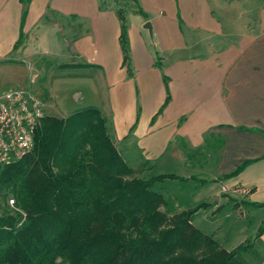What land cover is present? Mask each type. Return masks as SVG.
<instances>
[{
  "label": "crops",
  "instance_id": "0c3cea01",
  "mask_svg": "<svg viewBox=\"0 0 264 264\" xmlns=\"http://www.w3.org/2000/svg\"><path fill=\"white\" fill-rule=\"evenodd\" d=\"M138 5L146 17L126 14L125 65L120 19L101 0H31L25 20L22 0H0V71L14 70L12 79H22L17 90L38 92L47 116L101 109L131 165L149 162L147 176L172 171L204 181L189 180L210 186L213 212L231 207L240 229L219 239L204 234L232 251L264 221V209L230 200L264 203V0ZM64 86L75 87L72 103L64 102ZM164 199L170 214L189 210L181 204L175 211ZM259 242L254 264H264V234Z\"/></svg>",
  "mask_w": 264,
  "mask_h": 264
},
{
  "label": "trees",
  "instance_id": "16d2710c",
  "mask_svg": "<svg viewBox=\"0 0 264 264\" xmlns=\"http://www.w3.org/2000/svg\"><path fill=\"white\" fill-rule=\"evenodd\" d=\"M31 0H22L25 20ZM137 13L146 14L134 0ZM120 43L128 64L125 14ZM23 35L15 45L20 48ZM12 63V61H9ZM78 68L79 65L61 67ZM97 107L68 118L46 116L34 150L0 169V264H254L264 221L253 239L232 251L198 230L200 207L170 214L162 195L167 179L147 176L149 162L131 165ZM247 163L230 176L238 174ZM10 197L15 207L9 206ZM231 202L255 210L264 203ZM251 223V219H249Z\"/></svg>",
  "mask_w": 264,
  "mask_h": 264
},
{
  "label": "rangeland",
  "instance_id": "374dc122",
  "mask_svg": "<svg viewBox=\"0 0 264 264\" xmlns=\"http://www.w3.org/2000/svg\"><path fill=\"white\" fill-rule=\"evenodd\" d=\"M101 3L103 6L102 8L106 9L108 7H111L116 11L121 10L125 14V16L126 14L137 13V7L134 3V0H101ZM62 21L65 22L63 19ZM77 61H78L77 59H73V62L76 63ZM11 71L14 70L4 69L0 71V94L1 95L4 94L3 95L4 97L8 94L26 92V90H17V86H19L18 83H20L19 81L22 79H17V78L12 79L11 75L14 76L13 75L14 72ZM23 74L27 75L26 72H24ZM3 82L6 85H4ZM74 88L70 86L63 87L64 94L62 97H64L65 103H72L68 98L69 97L68 94L71 93V89L75 90ZM37 93H33V94L39 97ZM4 97H0V106L4 102L3 101ZM46 115H49V113L46 112ZM171 174L172 171L161 172L158 170H154L155 176L171 175ZM172 175H175L178 178L185 177V175H182V173L175 174V172H173ZM162 186L164 187V197L169 200L168 202L172 206L171 208L173 210L178 211L180 209L179 205L181 204L184 205L183 208L189 210H193L199 207L201 208L200 215L196 217L193 225L202 233L205 232L209 234H214V236H216V238L219 239V238L227 237L230 234L231 229L234 230V233L236 232L238 233V231H240L239 226L235 225V222H233L235 221V219H229V217H231L229 216L231 212V207L229 208L224 207L218 209L217 212H213L215 208L212 206L211 203L213 202L215 197L214 198L209 197L211 192L210 186L202 187L197 184H193L189 180L182 182L176 179L175 180L167 179L162 183ZM240 206L242 205H238L237 207ZM246 208L253 209L249 207ZM228 250H233V249L229 248Z\"/></svg>",
  "mask_w": 264,
  "mask_h": 264
},
{
  "label": "built area",
  "instance_id": "2783aa9c",
  "mask_svg": "<svg viewBox=\"0 0 264 264\" xmlns=\"http://www.w3.org/2000/svg\"><path fill=\"white\" fill-rule=\"evenodd\" d=\"M0 106V169L17 164L35 148L46 118L44 103L30 92L8 94ZM10 197L9 206L15 207Z\"/></svg>",
  "mask_w": 264,
  "mask_h": 264
},
{
  "label": "water",
  "instance_id": "95a60500",
  "mask_svg": "<svg viewBox=\"0 0 264 264\" xmlns=\"http://www.w3.org/2000/svg\"><path fill=\"white\" fill-rule=\"evenodd\" d=\"M144 28L149 31L151 38H153L154 36H153L152 24L150 22H147Z\"/></svg>",
  "mask_w": 264,
  "mask_h": 264
}]
</instances>
